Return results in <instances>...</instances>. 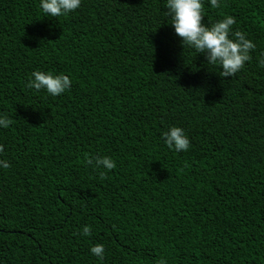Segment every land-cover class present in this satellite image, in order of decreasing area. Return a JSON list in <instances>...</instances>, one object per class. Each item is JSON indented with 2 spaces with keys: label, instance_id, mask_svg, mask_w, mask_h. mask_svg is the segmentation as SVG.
Returning a JSON list of instances; mask_svg holds the SVG:
<instances>
[{
  "label": "trees",
  "instance_id": "obj_1",
  "mask_svg": "<svg viewBox=\"0 0 264 264\" xmlns=\"http://www.w3.org/2000/svg\"><path fill=\"white\" fill-rule=\"evenodd\" d=\"M202 2L205 24L231 15L256 45L234 77L184 49L166 0L55 18L0 0V264H264V0ZM37 70L71 88H27ZM172 126L187 151L165 143ZM96 155L116 163L106 179Z\"/></svg>",
  "mask_w": 264,
  "mask_h": 264
},
{
  "label": "clouds",
  "instance_id": "obj_2",
  "mask_svg": "<svg viewBox=\"0 0 264 264\" xmlns=\"http://www.w3.org/2000/svg\"><path fill=\"white\" fill-rule=\"evenodd\" d=\"M212 8H220V0H210ZM81 6V0H41L40 7L46 16L59 17L68 15ZM166 15L170 17V24L175 33L182 40L184 49H194L197 53L206 56L208 65L219 66L221 77H234L244 68L245 62L252 59L251 52L256 45L245 34L232 32V26L236 23L235 17L225 16L220 21L211 25L204 23V4L202 0H166ZM259 66L264 68V53H261ZM72 81L63 73L54 75L51 72L34 71L26 87L37 91L46 90L51 96H59L71 88ZM13 121L6 115L0 117V127L8 128ZM165 143L174 151H187L190 140L183 128L172 126L163 133ZM4 152V146L0 145V153ZM86 164L99 172L100 179H106L107 172L116 167L115 161L108 157L87 156ZM0 167L10 168L7 160H0ZM101 169H105L103 171ZM81 235L91 236L90 226L83 228ZM91 253L100 260L104 259L105 248L103 244L91 247ZM157 264H167L161 258Z\"/></svg>",
  "mask_w": 264,
  "mask_h": 264
}]
</instances>
